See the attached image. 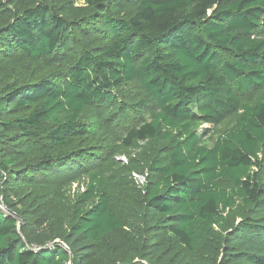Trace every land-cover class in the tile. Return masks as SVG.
<instances>
[{
    "label": "trees",
    "instance_id": "trees-1",
    "mask_svg": "<svg viewBox=\"0 0 264 264\" xmlns=\"http://www.w3.org/2000/svg\"><path fill=\"white\" fill-rule=\"evenodd\" d=\"M0 264H264V0H0Z\"/></svg>",
    "mask_w": 264,
    "mask_h": 264
},
{
    "label": "rangeland",
    "instance_id": "rangeland-1",
    "mask_svg": "<svg viewBox=\"0 0 264 264\" xmlns=\"http://www.w3.org/2000/svg\"><path fill=\"white\" fill-rule=\"evenodd\" d=\"M49 71L57 70L56 67L49 68ZM117 92L121 98V100H125L130 103L139 102V94L136 88V85L133 83H125L119 87H117ZM156 112V108L154 107H143L140 109L139 113L136 116L130 113V117H128L125 121L126 125H138L142 121L151 120L152 115ZM234 123V118L226 120L224 123L219 126L205 124L206 135L203 137V144L207 146H212L219 136L229 125ZM124 124V125H125ZM95 133H104L105 137L97 141L98 145L102 148L101 153L103 158H117L119 161L123 163L128 162L129 153L119 154L117 152L118 146H120L121 137L125 134L123 126L116 125L115 127L105 126L101 124H95L93 127ZM95 148V147H94ZM93 148V149H94ZM132 155H136L138 152V148L132 149L129 151ZM133 180L137 185L144 186L147 182V172L137 173V175L133 176ZM87 178H83L80 181H75L73 184L68 185L64 190V197L69 201L73 200L78 196V194L82 193L86 190ZM224 185H229L228 182H224Z\"/></svg>",
    "mask_w": 264,
    "mask_h": 264
},
{
    "label": "built area",
    "instance_id": "built-area-1",
    "mask_svg": "<svg viewBox=\"0 0 264 264\" xmlns=\"http://www.w3.org/2000/svg\"><path fill=\"white\" fill-rule=\"evenodd\" d=\"M134 175H137V173H134Z\"/></svg>",
    "mask_w": 264,
    "mask_h": 264
}]
</instances>
